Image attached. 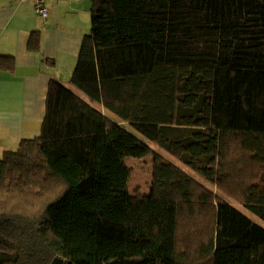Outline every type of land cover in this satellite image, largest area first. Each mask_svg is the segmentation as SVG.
<instances>
[{"label": "trees", "instance_id": "trees-1", "mask_svg": "<svg viewBox=\"0 0 264 264\" xmlns=\"http://www.w3.org/2000/svg\"><path fill=\"white\" fill-rule=\"evenodd\" d=\"M90 1L71 86L0 160V264H264L237 207L264 221V0Z\"/></svg>", "mask_w": 264, "mask_h": 264}, {"label": "crops", "instance_id": "crops-1", "mask_svg": "<svg viewBox=\"0 0 264 264\" xmlns=\"http://www.w3.org/2000/svg\"><path fill=\"white\" fill-rule=\"evenodd\" d=\"M48 17L32 2L0 0V56L15 67L0 68V160L24 138L40 134L49 84L71 85L83 38L92 28L90 0H47ZM40 30L41 49L28 50Z\"/></svg>", "mask_w": 264, "mask_h": 264}, {"label": "rangeland", "instance_id": "rangeland-1", "mask_svg": "<svg viewBox=\"0 0 264 264\" xmlns=\"http://www.w3.org/2000/svg\"><path fill=\"white\" fill-rule=\"evenodd\" d=\"M71 86V85H67ZM137 135L140 136L138 132L135 130H132ZM156 148V147H155ZM158 149V148H156ZM102 151V146L99 144L97 146L96 151V164L99 162L100 153ZM165 156H167L169 159L176 161L173 157L166 154L164 152ZM127 162L132 166L133 172L131 179L129 181V188L132 192H135V189H140L141 192H148L150 189V185L152 183V175H153V155L149 154L143 158H134V157H128ZM215 190H217L215 187H213ZM237 207L243 211L248 216L252 217L254 220H256L260 225L264 227V221L257 216H255L253 213L245 209L244 207L237 205Z\"/></svg>", "mask_w": 264, "mask_h": 264}, {"label": "built area", "instance_id": "built-area-1", "mask_svg": "<svg viewBox=\"0 0 264 264\" xmlns=\"http://www.w3.org/2000/svg\"><path fill=\"white\" fill-rule=\"evenodd\" d=\"M19 2H32L36 11L43 17H48L49 11L47 8V0H14Z\"/></svg>", "mask_w": 264, "mask_h": 264}]
</instances>
